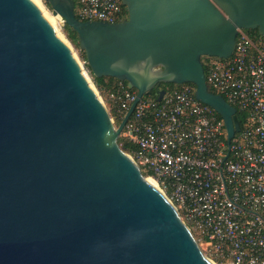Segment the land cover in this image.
<instances>
[{"label": "water", "instance_id": "water-1", "mask_svg": "<svg viewBox=\"0 0 264 264\" xmlns=\"http://www.w3.org/2000/svg\"><path fill=\"white\" fill-rule=\"evenodd\" d=\"M44 1L76 32L90 73L136 97L115 125L40 5L0 0V264H217L118 137L161 82L192 83L224 122L225 160L237 109L209 89L201 57L228 58L240 29L264 36V0H121L126 17L113 23Z\"/></svg>", "mask_w": 264, "mask_h": 264}, {"label": "built area", "instance_id": "built-area-1", "mask_svg": "<svg viewBox=\"0 0 264 264\" xmlns=\"http://www.w3.org/2000/svg\"><path fill=\"white\" fill-rule=\"evenodd\" d=\"M74 11L80 20L126 17L121 0H74ZM75 57L88 76L85 59ZM204 72L209 89L243 113L225 160L224 122L194 97V85L165 90L160 100L141 97L121 133L136 144L129 153L141 171L151 172L211 258L264 264V36L240 29L232 54L210 57ZM135 97L121 81L109 93L121 119Z\"/></svg>", "mask_w": 264, "mask_h": 264}, {"label": "trees", "instance_id": "trees-1", "mask_svg": "<svg viewBox=\"0 0 264 264\" xmlns=\"http://www.w3.org/2000/svg\"><path fill=\"white\" fill-rule=\"evenodd\" d=\"M44 3L46 4V6L48 8H50L49 4L47 2L44 1ZM126 13V11H125ZM63 33L65 34V37L76 47L78 48V43H77V35H76V32L73 31L71 29V27H69L67 24L64 23L63 27ZM247 32H249L250 34L256 36V37H261V35L258 34L257 30L256 29H245ZM79 50V49H78ZM79 53H80V56L82 58H84V54L83 52H81L79 50ZM210 57L208 56H202L201 59H202V62H203V66L205 68V61L208 60ZM91 78H92V81L93 83L95 84V86L97 87L98 91L101 93V94H105L106 98H107V104L110 108V114L111 116L113 117V119L115 120V123L118 125L121 121V118L118 117V115L116 114V111H115V108H114V105L112 103V101L109 99V93L111 91H114L115 90V87L117 85L118 82H120L118 79L114 78V77H110V76H102V77H96L94 75H92L90 72H89ZM125 86H126V83L125 82H122ZM184 84H190V85H193L192 83H184ZM183 84L181 85H177V84H174V83H163L161 82L156 88L152 89L151 92L148 94V95H145L144 97L145 98H151V99H156L157 98V93H158V90H160L161 88H164L166 90V92H172L173 90L181 87ZM131 89V88H130ZM134 90V89H133ZM210 90L213 91V88H210ZM218 115V114H217ZM218 117L220 118V116L218 115ZM237 117L239 119V122L240 124H242L243 122V113L239 110H237ZM118 142L120 144V146L126 151V152H132L135 147H136V144L131 142L128 137H125V136H120L119 139H118ZM145 175H150L151 172L150 171H147L144 173Z\"/></svg>", "mask_w": 264, "mask_h": 264}, {"label": "rangeland", "instance_id": "rangeland-1", "mask_svg": "<svg viewBox=\"0 0 264 264\" xmlns=\"http://www.w3.org/2000/svg\"><path fill=\"white\" fill-rule=\"evenodd\" d=\"M37 2L39 3V5H40V7L42 8L41 9V11L43 12V10L45 9V11L46 12H48V13H50L51 14V10H50V8H48L47 6H46V4L44 3V0H37ZM43 14H44V12H43ZM45 15V14H44ZM52 16H54L53 14H52ZM45 17L47 18V16L45 15ZM49 21V20H48ZM50 22V21H49ZM51 23V22H50ZM52 24V23H51ZM52 26H53V24H52ZM54 26H56V27H54ZM54 28L56 29V32H57V35L62 39V40H64L69 46H70V48H71V50H72V53H74V55H75V53L77 54V56H80V53H79V50H78V48H76L66 37H65V34L63 33V29H62V23H61V20H60V18L59 17H57L56 16V18L54 17ZM59 33V34H58ZM88 81L90 82V84H91V86H92V88L95 90V92L97 93V95L99 96V98L102 100V102L107 106V108H108V110H109V112H110V108H109V106H108V104H107V98H106V96H105V94H101L99 91H98V89H97V87L95 86V84L93 83V81H92V78H91V76H90V74H88ZM114 120V119H113ZM114 123H115V120H114ZM115 125H117L116 123H115ZM120 136H123L122 135V133L119 135V137ZM119 137H118V139H119ZM129 153V152H128ZM147 175V174H146ZM147 176H149V175H147ZM193 232V231H192ZM193 234H194V236H195V238L198 240V243H199V245H200V248L202 249V251L204 252V254L205 255H207L211 260H213L215 263H217V264H220L219 263V261L216 259V258H211V255L209 254V250H208V248L206 247V245L204 244V242H202L201 241V239H200V236L196 233V232H193ZM200 241V242H199ZM210 255V256H209Z\"/></svg>", "mask_w": 264, "mask_h": 264}, {"label": "bare ground", "instance_id": "bare-ground-1", "mask_svg": "<svg viewBox=\"0 0 264 264\" xmlns=\"http://www.w3.org/2000/svg\"><path fill=\"white\" fill-rule=\"evenodd\" d=\"M36 2H37V0H35ZM38 3V2H37ZM39 4V3H38ZM42 9V8H41ZM43 12H44V14L47 16V19L53 24V26H54V17L56 18V16L57 17H59L58 15H54V16H52V14H50V13H48V12H46L45 11V9L43 10ZM42 12V13H43ZM43 14V15H44ZM44 15V16H45ZM54 27H56V26H54ZM56 30V29H55ZM57 33V32H56ZM59 34V33H58ZM148 180L151 182V183H153V184H155V181L152 179V178H148Z\"/></svg>", "mask_w": 264, "mask_h": 264}]
</instances>
